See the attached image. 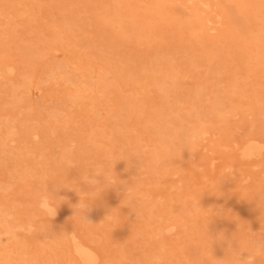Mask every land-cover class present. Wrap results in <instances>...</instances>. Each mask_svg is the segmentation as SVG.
Masks as SVG:
<instances>
[{"label": "rangeland", "instance_id": "374dc122", "mask_svg": "<svg viewBox=\"0 0 264 264\" xmlns=\"http://www.w3.org/2000/svg\"><path fill=\"white\" fill-rule=\"evenodd\" d=\"M261 191L264 0H0V264H264Z\"/></svg>", "mask_w": 264, "mask_h": 264}, {"label": "bare ground", "instance_id": "6f19581e", "mask_svg": "<svg viewBox=\"0 0 264 264\" xmlns=\"http://www.w3.org/2000/svg\"><path fill=\"white\" fill-rule=\"evenodd\" d=\"M27 1H28V0H27ZM211 1H212V0H211ZM253 1H254V0H253ZM160 2H162V1H160ZM160 2H159V3H160ZM200 2H201V1H200ZM152 3H153V2H152ZM163 3H164V1H163ZM163 3H162V4H163ZM201 3H202V2H201ZM203 3H204V2H203ZM222 3H223V2H222ZM224 3H225V2H224ZM234 3H235V2H234ZM154 4H156V2H154ZM160 4H161V3H160ZM160 4H158L159 8H161V7L163 6V5L161 4L162 6L160 7ZM197 4H198V3H197ZM224 5H226V4H224ZM248 5H249V4H248ZM148 6H149V4H148ZM153 6H154V5H153ZM164 6H165V5H164ZM164 6H163V7H164ZM174 6H175V5H174ZM176 7L178 8V6H176ZM194 7L196 8V6H194ZM203 7H204V6H203ZM218 7H219V6H218ZM226 7H227V6H225V9H226ZM234 7H235V6H233V8H234ZM254 7H255V6H254ZM150 8H151V6H150ZM153 8H155V6H154ZM157 8H158V7L156 6V9H157ZM159 8H158V9H159ZM174 8H175V7H174ZM174 8H172V9H174ZM201 8H202V7H201ZM208 8H209V7H208ZM219 8H220V7H219ZM251 8H252V7H251ZM251 8H250V10H251ZM148 9H149V8H148ZM158 9H157V11H158ZM169 9H170V8H168V11H167V12L171 11V10H169ZM231 9H232V7H231ZM253 9L255 10L256 8H253ZM165 10H166V9H165ZM218 10H219V9H218ZM220 10H221V9H220ZM243 10H244V9H243ZM247 10H248V9H247ZM122 11H123V10H122ZM129 11L131 12V10H129ZM134 11H135V10H134ZM149 11H150V9H149ZM155 11H156V10H155ZM161 11H164V8L161 9ZM161 11H160V12H161ZM179 11H180V10H179ZM198 11H199V10H198ZM222 11H224V10H222ZM152 12H153V11H152ZM165 12H166V11H165ZM171 12H173V10H172ZM174 12H175V11H174ZM227 12L229 13L228 10H227ZM245 12H246V11H245ZM251 12H253V11H251ZM254 12H255V11H254ZM256 12H257V11H256ZM131 13H132V12H131ZM131 13H129V14H131ZM136 13H137V12H136ZM149 13H151V12H148V14H149ZM156 13H157V12H156ZM156 13H154V14H156ZM158 13H159V11H158ZM162 13H163V12H162ZM162 13H160V14H162ZM177 13H178V12H177ZM240 13H241V12H240ZM242 13H243V12H242ZM247 13H248V11H247ZM122 14H123V13H121V15H122ZM133 14H134V13L131 14V18H133V16H134ZM165 14H167V13H165ZM168 14H169V13H168ZM170 14H171V13H170ZM174 14H175V13H174ZM225 14H226V13H225ZM236 14H238L237 11H236ZM250 14H251V13H250ZM124 15H125V13L123 14V16H124ZM146 15H147V14H146ZM163 15H164V14H163ZM193 15H194V14H193ZM193 15H191V16H193ZM245 15L247 16V14H245ZM255 15H257V14L255 13ZM126 16H127V15H126ZM129 16H130V15H129ZM129 16H128V17H129ZM138 16H139V14L137 13L136 18H135V17H134V18L137 19ZM142 16H143V15H142ZM142 16H140V17L142 18ZM154 16H155V15H154ZM156 16H157V15H156ZM160 16H161V15H160ZM183 16H184V15H183ZM183 16H181V17H183ZM161 17H162V16H161ZM170 17H171V16H170ZM172 17H173V16H172ZM176 17H177V16H176ZM123 18H124V17H123ZM129 18H130V17H129ZM129 18H127V19H129ZM145 18H146V17H145ZM145 18L143 19L144 21H145ZM156 18H159V16H157ZM168 18H169V17H168ZM168 18H167V19H168ZM249 18H250V16H249ZM124 19H125V18H124ZM146 19H147V18H146ZM148 19H153V18L151 17V18H148ZM159 19H160V18H159ZM162 19H163V18H162ZM165 19H166V18H165ZM176 19H177V18H176ZM182 19H183V18H182ZM192 19H194V17H193ZM131 20H132V19H129V22H130ZM138 20H139V19H138ZM169 20H170V19H169ZM179 20H180V19L178 18V22H179ZM183 20H184V19H183ZM195 20H197V19L195 18ZM126 21H128V20H126ZM154 21H155V19H154ZM159 21H161V20H159ZM162 21H163V20H162ZM186 21H187V20H186ZM201 21H204V19L201 20ZM208 21H210V20H208ZM138 22H140V21H138ZM142 22H143V21H142ZM142 22H140V23H142ZM151 22L154 24L153 21H151ZM164 22H165V21H164ZM172 22H174V21L171 20V23H172ZM175 22H176V21H175ZM178 22H177V23H178ZM180 22H181V20H180ZM192 22H194V21L192 20ZM204 22H205V21H204ZM135 23H137V21H136ZM145 23H147V22L145 21ZM157 23H158V22H157ZM165 23L167 24V22H165ZM165 23H163V24H165ZM177 23H175L176 26H177ZM158 24H159V23H158ZM161 24H162V22H161ZM173 24H174V23H173ZM193 24H195V23H192L191 26H192ZM133 25H134V24H133ZM135 25H136V24H135ZM141 25H142V24H141ZM145 25H147V24H145ZM148 25H149V24H148ZM167 25H169V23H168ZM178 25H179V24H178ZM184 25H185V21H184ZM184 25H183V26H184ZM187 25H189V24H187ZM198 25H199V24H198ZM203 25H204V24H203ZM65 26H66V25H65ZM137 26H138V25H137ZM143 26H144V24L142 25V27H143ZM150 26H152V25H150ZM155 26H156V25L154 24V27H155ZM157 26H159V25H157ZM157 26H156V28H154V31L158 28ZM164 26H165V25H164ZM201 26H202V25H200V27H201ZM61 27H62V26H61ZM63 27H64V26H63ZM63 27H62V28H63ZM116 27H117V26H116ZM148 27H149V26H148ZM148 27H147V28H148ZM178 27H179V26H178ZM186 27H187V26H186ZM186 27H185V30H186V29L189 30L188 28L191 29L190 26H188V28H186ZM192 27H193V26H192ZM196 27L199 28V26H196ZM144 28H146V27H144ZM151 28H153V26H152ZM160 28H161V25H160ZM160 28H159V29H160ZM176 28H177V27H176ZM181 28H182V26H181ZM203 28H205V27H203ZM64 29H65V28H64ZM194 29H195V28H194ZM62 30H63V29H62ZM157 30H158V29H157ZM161 30L163 31L162 28H161ZM161 30H160V31H161ZM137 31H138V29H137ZM141 31H143V30H141ZM141 31H139V32H141ZM145 31H148V32H149V30H145ZM179 31H182V30L179 28ZM152 32H153V30H152ZM188 33H189V32H188ZM143 34H144V33H143ZM147 34H148V33H147ZM152 34H155V33H152ZM152 34H151V35H152ZM189 34H190V33H189ZM137 35H138V34H137ZM145 35H146V34H145ZM148 35H149V34H148ZM151 35H150V36H151ZM157 35H158V33H157ZM157 35H156V36H157ZM159 35H160V34H159ZM181 35H182V34H181ZM190 35H191V34H190ZM196 35H199V34H196ZM201 35L204 36V34H202V33H201ZM201 35H200V36H201ZM138 36H139V35H138ZM141 36H142V35H141ZM203 36H201V38H204ZM157 37H158V36H157ZM230 37H231V36H230ZM136 39H137V38H136ZM197 39H198V38H197ZM137 40H138V39H137ZM139 40H141V39H139ZM142 40H143V39H142ZM198 41H201V40H198ZM203 41H204V40H203ZM231 45H232V44H231ZM181 47H182V46H181ZM2 54H3V53H2ZM1 56H2V55H1ZM112 61H113V60H112ZM113 63H115V61H114ZM113 63L111 62V64H113ZM115 65H116V64H115ZM118 65H119V64H118ZM118 65H116V66H117L116 68L120 67V66H118ZM146 66H147V65H146ZM146 66H144V67H146ZM150 66H151V65H150ZM111 67H112V66H111ZM113 67H114V65H113ZM121 67H122V65H121ZM121 67H120L117 71H119V70L122 71L123 68L121 69ZM148 67H149V65H148ZM108 68H109V67H108ZM108 68H107V70H108ZM146 68H147V67H146ZM146 68H142L141 70H144V69L146 70ZM150 68H153V67L151 66ZM150 68H149V71L152 72V75H153V74H154L153 72H155V71L150 70ZM147 69H148V68H147ZM153 70H155V69L153 68ZM157 70H158V69H156V71H157ZM159 70H161V69H159ZM159 70H158V71H159ZM167 70H169V69H167ZM108 71H109V70H108ZM110 71H111V70H110ZM149 71L146 70V71H145V74H147L146 72H148V74H150ZM116 73H117V72H116ZM140 73H141V72H140ZM142 73H144V72L142 71ZM142 73H141V74H142ZM155 73H156V72H155ZM145 74H144V76L146 77ZM150 75H151V74H150ZM150 75H147V77H149ZM172 75H173V74H172ZM145 77H144V78H145ZM174 77H176V76H174ZM174 77L172 76L173 79H174ZM98 78H99V77H98ZM98 78H97V79H98ZM152 78H153V77H152ZM176 78H177V77H176ZM131 79H132V78H131ZM150 79H151V78H150ZM162 80H163V79H162ZM164 80H165V79H164ZM99 81H100V80H98V82H99ZM104 82H105V81H104ZM173 83H174V82H173ZM100 84H101V82H100ZM105 85H106V84H105ZM105 87L108 88V86H105ZM102 88H103V86H102ZM107 88H105V89L107 90ZM142 88H143V87H142ZM103 89H104V88H103ZM79 90H80V89H79ZM145 90H146V89L144 88V92H145ZM140 91L143 92V90H141V88H140ZM75 92H76V90H75ZM78 92H79V91L77 90V93H75V94H78ZM144 92H143V93H144ZM134 103H135V102H134ZM134 106H135V104H134ZM134 106H133V107H134ZM133 107L130 106L129 109H132V110H131V111H128V113L130 112L129 114H131V112L133 111V109H134ZM135 108H136V107H135ZM154 110H155V112H156V109H154ZM154 110H153V112H154ZM134 111H136V110H134ZM157 111H158V110H157ZM162 111H163V109H162ZM160 112H161V111H160ZM166 112H168V111H166ZM133 113H135V112H132V114H133ZM158 113H159V112H158ZM158 113H157V114H158ZM161 113H162V112H161ZM163 113H164V112H163ZM163 113H162V114H163ZM152 114H153V113H152ZM157 114H156V117H157ZM159 114H160V113H159ZM154 115H155V114H154ZM160 115H161V114H160ZM130 116H131V115H130ZM158 116H159V115H158ZM162 116H163V115H161V117H162ZM165 116H166V115H165ZM147 117H149V116H147ZM153 117H154V116H153ZM150 118H151V117H150ZM150 118H148V119H149V120L154 119V118H152V119H150ZM157 118H158V117H157ZM163 118H164V117H163ZM146 119H147V118H146ZM155 119H156V118H155ZM152 121H153V120H152ZM162 121H164V120L162 119ZM124 122H125V121H124ZM127 123H128V122H127ZM163 123H164V122H163ZM123 124H124V123H123ZM144 124H147V123H144V122H143V125H144ZM148 124H149V126H150L151 124H153V122H152L151 124L148 122ZM148 124H147V126H148ZM154 124H155V123H154ZM164 124H167V123H164ZM111 125H112V124H111ZM113 125H114V124H113ZM160 125H161V124H160ZM124 126H125V124H124ZM147 126H146V127H147ZM149 126H148V128H149ZM151 126H152V125H151ZM155 126H156V125H155ZM155 126H152V127L155 128ZM157 126H158V125H157ZM161 127H162V126H161ZM163 127L165 128V126H163ZM166 127H167V126H166ZM159 128H160V127H159ZM159 130L162 131L161 129H159ZM194 134H195V133H194ZM191 135H192V134H191ZM198 136H199V135H198ZM188 137H190V134H189V136H187V139H189ZM196 137H197V136H196ZM192 138H193V137H192ZM198 139H199V137H198ZM191 141H192V140H190V142H191ZM197 141H198V140H197ZM187 142H188V141L186 140V143H187ZM235 142H236V141H235ZM160 143H161V141H160ZM186 143H185V144H186ZM193 143H194V142H193ZM197 143H198V142H197ZM188 144H189V143H188ZM241 144H242V143H240V145H241ZM244 144H245V143H244ZM195 145H196V142L194 143V147H196ZM237 145H238V144H237ZM240 145H239V147H240ZM245 145H247V144H245ZM248 145H249V144H248ZM187 146H188V145L186 144L185 147H187ZM189 146H190V145H189ZM191 146H193V145H191ZM160 147H161V146H160ZM171 147H172V146H171ZM235 147H236V146H235ZM239 147H237V148H239ZM161 148H162V147H161ZM168 148H169V147H168ZM240 148H242V146H241ZM244 148H245V147H243V149H244ZM249 148H250V147L248 146V149H249ZM166 149H167V148H166ZM183 149H185V148L183 147ZM196 149H197V147L194 148V150H196ZM243 149H242V150H243ZM253 149H255V148H253ZM159 150H160V149H159ZM163 150L165 151V147H164ZM169 150H171V149H169ZM171 151H172V150H171ZM171 151H170V152H171ZM182 151H183V150H182ZM235 151H236V150H235ZM100 152H101V151H100ZM166 152H168V151H166ZM166 152H165V153H166ZM250 152H251V151L249 150V156H250ZM252 152H253V150H252ZM252 152H251V153H252ZM257 152H258V151H257ZM103 153H104V152H103ZM165 153H164V154H165ZM177 153H178V152H177ZM101 154H102V153H101ZM166 154H167V153H166ZM170 154H172V153H170ZM170 154H169V152H168V155H170ZM245 154H246V153H245ZM252 154H253V153H252ZM258 154H259V152H258ZM258 154H257V155H258ZM19 155H20V154H19ZM24 155H25V154H24ZM24 155H22V156H24ZM65 155H66V154H65ZM103 155H104V154H103ZM159 155H160V154L157 155L158 158H159ZM173 155H174V152H173ZM243 155H244V152H243ZM26 156H27V155H26ZM26 156H25V157H26ZM66 156H67V155H66ZM157 156H156V157H157ZM244 156H246V155H244ZM244 156H243V157H244ZM247 156H248V155H247ZM17 157H18V156H17ZM20 157H21V155H20ZM67 157H68V156H67ZM67 157H65V158H67ZM152 157H153V156H152ZM152 157H151V158H152ZM154 157H155V156H154ZM160 157H161V156H160ZM240 157H241V156H240ZM63 158H64V157H63ZM68 158H69V157H68ZM161 158H162V157H161ZM164 158H166V157H164ZM168 158H169V157H168ZM243 159H244V158H243ZM234 163H235V162H234ZM237 163H238V162H237ZM237 167H238V166H237ZM84 169H85V168H84ZM225 169H226V168H225ZM237 169H238V168H237ZM82 170H83V169H82ZM85 170H86V169H85ZM85 170H83V171H85ZM240 170H241V169H240ZM83 171H82V172H83ZM237 171H238V170H237ZM13 172H14V171H13ZM223 172H224V170H223ZM84 173H85V172H84ZM86 173H87V172H86ZM232 173H234V172H232ZM238 173H239V172H238ZM240 173H241V172H240ZM240 173H239V174H240ZM222 174H224V173H222ZM222 174H220V176H221ZM230 174H231V173H230ZM230 174H229V175H230ZM235 174H236V173H235ZM240 175H241V174H240ZM234 177H235V176H234ZM236 177H237V175H236ZM221 178H222V177H221ZM230 178H232V177H230ZM239 178H240V177H239ZM218 179H220V178H218ZM240 179H241V178H240ZM220 180H221V179H220ZM237 180H238V179H237ZM229 182H230V181H229ZM256 185H258V184H256ZM232 186H234V185L232 184ZM262 187H263V186H262ZM227 188H228V187H227ZM230 189H232V188H230ZM230 189H229V190H230ZM253 189H254V187H253ZM257 189H258V188H257ZM257 189H256V190H257ZM260 190H262V189H260ZM250 191H252V190H250ZM227 192H228V191H227ZM247 192H248V191H247ZM247 192H246V193H247ZM254 192H255V191H254ZM256 192H258V191H256ZM185 193H187V192H185ZM189 193H190V192H189ZM248 193H249V192H248ZM251 193H253V192H251ZM251 193H250V194H251ZM258 193H259V192H258ZM250 194H249V195H250ZM253 194H254V193H253ZM256 194H257V193H256ZM261 194H264V193L261 191ZM187 195H188V194H187ZM223 195L225 196V194H223ZM228 195H229V194H228ZM247 195H248V194H247ZM258 195H260V193H259ZM188 196H190V195H188ZM188 196H187V197H188ZM245 196H246V195H245ZM250 196H251V195H250ZM183 197H184V196H183ZM185 198H186V197H185ZM204 200H206V198H204ZM208 201H210V200H208ZM205 202H207V201H205ZM205 202H204V203H205ZM260 202H261V201H260ZM210 203H211V205L213 204L212 202H210ZM258 203H259V202H258ZM205 205H206V204H205ZM215 205H217V204H215ZM208 207H209V204H208ZM209 208H210V207H209ZM195 215H197V214H195ZM195 215H194V216H195ZM195 219H196V218H195ZM197 219H198V218H197ZM199 220H200V219H199ZM202 220H203V218H202ZM194 221H195V220H194ZM203 222L205 223L204 220H203ZM201 223H202V222H201ZM205 224H206V223H205ZM28 227H29V225H28ZM32 229H33V228H32ZM231 229H232L231 231H234L233 228H231ZM236 231H237V230H236ZM202 232H205V231H202ZM72 233H73V232H72ZM209 233L211 234V232H209ZM209 233H208V234H209ZM210 234H209V235H210ZM204 235H205V234H204ZM207 237H208V236H207ZM219 237H220V236H219ZM219 237H218V239L220 240L221 238H219ZM202 238H203V235H202ZM204 238H205V237H204ZM73 240H74V239H73ZM219 240H218V241H219ZM221 241H222V239H221ZM219 242H220V241H219ZM74 244H75V243H74ZM219 244H221V243H219ZM76 245H77V244H75V246H76ZM217 245H218V244H217ZM78 246H79V245H78ZM78 246H77L76 248H78ZM78 249H79V248H78ZM78 249H77V251H78ZM239 251H240V249H238V252H239ZM80 252H81V251H80ZM77 253H79V252H77ZM199 254H200V256H201V253H198V255H199ZM79 255L82 256V254H79ZM79 255H78V257H79ZM83 257H84L83 260H85V261L89 259L88 254L83 255ZM83 257H82V258H83ZM4 258H5V257H4ZM82 258H81V259H82ZM6 259H9V258L6 257ZM79 259H80V258H79ZM198 259H201V257H198ZM72 260H73V259H72ZM72 260H71V261H72ZM73 261H74V262H75V261L77 262V260H73ZM73 261H72V264L74 263ZM81 262H82V261H81ZM81 262H80V260H79V263H81ZM83 263L85 264L84 261H83Z\"/></svg>", "mask_w": 264, "mask_h": 264}, {"label": "clouds", "instance_id": "9594fccd", "mask_svg": "<svg viewBox=\"0 0 264 264\" xmlns=\"http://www.w3.org/2000/svg\"><path fill=\"white\" fill-rule=\"evenodd\" d=\"M39 207L42 211L47 213L50 216L55 214V205L54 202L47 196H43L40 198ZM161 257L155 256L153 257V264H160ZM252 257H249V264H251Z\"/></svg>", "mask_w": 264, "mask_h": 264}]
</instances>
